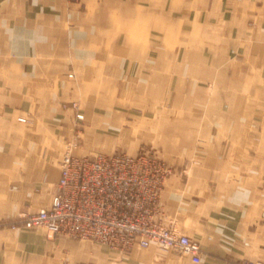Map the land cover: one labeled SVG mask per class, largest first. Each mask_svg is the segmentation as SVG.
<instances>
[{
    "label": "crops",
    "instance_id": "1",
    "mask_svg": "<svg viewBox=\"0 0 264 264\" xmlns=\"http://www.w3.org/2000/svg\"><path fill=\"white\" fill-rule=\"evenodd\" d=\"M123 21L136 28L134 57L124 43ZM164 35L170 51L160 59L154 48ZM111 81L134 82L133 96L146 105L103 113L85 109L89 127L106 129L97 140L114 137L118 115H154L158 106L151 104L169 97L176 82L198 90L202 82L213 83L218 105L198 111L208 115L197 124L205 130L197 143L204 151L172 157L174 172L160 193L162 209L180 233L200 244L199 262L152 245L135 244L123 252L23 225V212L50 203L64 137L78 120L69 103L107 97L105 90L84 94L82 85ZM160 82L167 83L162 93ZM184 97L190 98V91ZM262 178L264 0H0V264L261 260Z\"/></svg>",
    "mask_w": 264,
    "mask_h": 264
},
{
    "label": "built area",
    "instance_id": "2",
    "mask_svg": "<svg viewBox=\"0 0 264 264\" xmlns=\"http://www.w3.org/2000/svg\"><path fill=\"white\" fill-rule=\"evenodd\" d=\"M76 118L82 115L76 113ZM168 173L160 160L147 153L74 155L66 151L49 205L24 214L23 225L44 228L51 236L96 241L123 252L135 244H155L199 262L200 244L157 219L159 192ZM243 264L264 261L248 259Z\"/></svg>",
    "mask_w": 264,
    "mask_h": 264
},
{
    "label": "rangeland",
    "instance_id": "3",
    "mask_svg": "<svg viewBox=\"0 0 264 264\" xmlns=\"http://www.w3.org/2000/svg\"><path fill=\"white\" fill-rule=\"evenodd\" d=\"M112 4L113 7H116L115 3ZM117 7V9H121V4L118 3ZM113 20L115 22L118 21L117 16L112 17ZM125 21H123L126 26L124 43L128 48L132 49L131 56L134 57L136 28L134 23ZM120 27H122V22ZM115 29V27L112 28L111 36L116 33L113 31ZM162 40L163 43L161 46L154 48L161 56L160 59L165 58L168 51H170L166 43V35L163 36ZM65 75L72 77L74 74L72 72H66ZM166 84L165 82L158 83L161 93L164 87H166ZM190 84L188 82L174 83V88L171 90L172 94L169 97H160L157 104H151L152 106H158V112H155L154 115L153 113L147 114V118L144 117L145 115H139L137 113L139 115L138 117H129L127 114L118 115L120 118L117 117L118 120H114L115 123L117 122L118 127L113 131L114 137L109 138V140H97L95 136L99 132L106 131V129L100 127L98 124L89 127L88 113L85 112V109H92L97 113H103L106 110H112L114 108L143 109L145 108L146 104L144 101L146 102V100L133 96L135 92L134 82L115 83L111 81L109 83H83L82 88L84 89V94L89 93L90 89L93 93H103V90H105L108 96L95 98L84 96L72 100L69 103V106L74 110V117L76 118V113H79L82 115V118H77L78 120L75 119L72 121L70 131H68V135L63 140L61 155L66 151H70L74 155L111 154L116 151H124L126 153L139 151L140 153H147L160 160L170 171L163 181V187L166 178L174 172V167L170 162L172 157L204 151V147L197 143L198 139L204 137L205 130H201L197 124L207 119L208 115L206 113H199L198 111L200 109L207 111V109L218 105V102L215 100L213 83L202 82L201 85L203 88L201 90H198L194 85L191 86ZM189 91L190 98L184 97V92L189 94ZM166 93H170V90L166 91ZM87 129H91V131ZM87 137H92L93 141ZM89 141L94 144L91 146L92 148L88 146L89 144L84 145V143H89ZM262 184H264V178H262ZM161 189L159 192L160 207L158 213H156L157 219L164 226L173 225L177 228L170 212L165 208L162 209V205L160 204ZM24 214L26 213L23 212L21 217ZM151 245L153 249L159 251H170L173 253L175 251L159 247L155 244ZM260 259L264 261V259Z\"/></svg>",
    "mask_w": 264,
    "mask_h": 264
}]
</instances>
